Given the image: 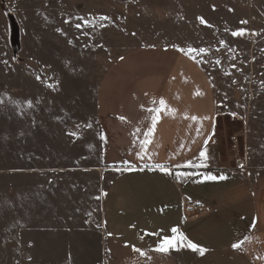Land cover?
Returning <instances> with one entry per match:
<instances>
[{
  "label": "rangeland",
  "instance_id": "1",
  "mask_svg": "<svg viewBox=\"0 0 264 264\" xmlns=\"http://www.w3.org/2000/svg\"><path fill=\"white\" fill-rule=\"evenodd\" d=\"M150 47L199 65L218 161L236 136L248 176L264 178V0H0V264L113 263L102 201L118 172L96 97L113 63Z\"/></svg>",
  "mask_w": 264,
  "mask_h": 264
},
{
  "label": "crops",
  "instance_id": "2",
  "mask_svg": "<svg viewBox=\"0 0 264 264\" xmlns=\"http://www.w3.org/2000/svg\"><path fill=\"white\" fill-rule=\"evenodd\" d=\"M161 97L175 114L161 112L154 133L146 136L151 127L146 109L158 107ZM96 119L107 169L118 172L102 201L112 264H264V178L253 182L248 172L218 161L210 143L213 92L190 56L167 47L121 56L101 80ZM182 196L207 210L183 218ZM174 235L206 251L156 250Z\"/></svg>",
  "mask_w": 264,
  "mask_h": 264
},
{
  "label": "snow or ice",
  "instance_id": "3",
  "mask_svg": "<svg viewBox=\"0 0 264 264\" xmlns=\"http://www.w3.org/2000/svg\"><path fill=\"white\" fill-rule=\"evenodd\" d=\"M102 19H108V18L107 17H102ZM201 22L202 23L204 22L202 18H201ZM77 27H79V25H77ZM233 34L234 35H242L243 33L240 32V33H233ZM189 51H196V50L195 49H190ZM200 51H204V50L201 49ZM199 94L200 93H197V95H199ZM152 103L153 104H156L157 101L154 100V101H152ZM146 111L150 113V117L149 118L151 120V127L149 128L148 133H146V136H150V135H152L154 133L155 128H156V125L159 122V120L161 119V116H160V113L161 112H164V114H166V115H174L175 114V109L170 108L167 105L165 99L162 98V97L158 101V107L149 108V109H146ZM186 118L191 119V120H197V119H199L196 116H192V117H187L186 116ZM121 119H124V118L122 117ZM149 142H150V140H146L144 143L146 145ZM200 155L203 157L204 156V152L202 151L200 153ZM156 167L161 168V170L167 171V169L164 168V166H162V165H157ZM206 178L207 179H210V180L217 179V177H215V176H208ZM225 178L226 177H224V176H220L219 177V179H221V180H223ZM171 231L173 233H177L178 230H177V228H173ZM185 241H186V243H185ZM179 246H185V247L190 248L193 251H199L201 255H203L204 251H206L205 249L199 247L198 245L194 244L190 240H187V238L184 237L183 235H180L179 237H177V236L174 235L171 238H164L160 242V245L158 246V248L156 250L157 251L167 252L169 249H174V248H177ZM233 247L234 248H239L240 247V244H234ZM134 250L137 251V252H140L139 249H134ZM141 255H143L142 252H141Z\"/></svg>",
  "mask_w": 264,
  "mask_h": 264
},
{
  "label": "built area",
  "instance_id": "4",
  "mask_svg": "<svg viewBox=\"0 0 264 264\" xmlns=\"http://www.w3.org/2000/svg\"><path fill=\"white\" fill-rule=\"evenodd\" d=\"M231 154H232V161L230 162L228 158L226 159V167L232 170H237V171H243L247 172L248 166H247V159L246 155L243 156L239 151L238 148V140L236 136H231ZM215 151L218 153V147L215 146ZM182 216L183 218H191L196 215H199L200 213L204 212L207 210V206L204 205L203 203L197 202V201H192L189 199H186L182 196Z\"/></svg>",
  "mask_w": 264,
  "mask_h": 264
},
{
  "label": "water",
  "instance_id": "5",
  "mask_svg": "<svg viewBox=\"0 0 264 264\" xmlns=\"http://www.w3.org/2000/svg\"><path fill=\"white\" fill-rule=\"evenodd\" d=\"M7 17L9 19L10 26L9 44L11 47L12 54L15 56L20 50L19 28L17 23L15 22L14 17L11 14L7 15ZM34 71L39 76L43 77V74L37 69H35ZM210 140H212V136Z\"/></svg>",
  "mask_w": 264,
  "mask_h": 264
},
{
  "label": "bare ground",
  "instance_id": "6",
  "mask_svg": "<svg viewBox=\"0 0 264 264\" xmlns=\"http://www.w3.org/2000/svg\"><path fill=\"white\" fill-rule=\"evenodd\" d=\"M229 139V138H228ZM225 154V153H224ZM226 159V158H225Z\"/></svg>",
  "mask_w": 264,
  "mask_h": 264
}]
</instances>
